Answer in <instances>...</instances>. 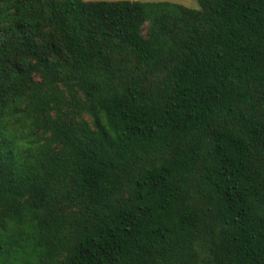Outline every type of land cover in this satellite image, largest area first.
I'll use <instances>...</instances> for the list:
<instances>
[{"label": "trees", "instance_id": "obj_1", "mask_svg": "<svg viewBox=\"0 0 264 264\" xmlns=\"http://www.w3.org/2000/svg\"><path fill=\"white\" fill-rule=\"evenodd\" d=\"M197 2L0 0V264H264V0Z\"/></svg>", "mask_w": 264, "mask_h": 264}, {"label": "rangeland", "instance_id": "obj_2", "mask_svg": "<svg viewBox=\"0 0 264 264\" xmlns=\"http://www.w3.org/2000/svg\"><path fill=\"white\" fill-rule=\"evenodd\" d=\"M141 1H158V0H141ZM167 1L180 3V4H183L185 6L193 7V8H198L199 7L197 0H167ZM146 27H147V24H144L143 25V30H145Z\"/></svg>", "mask_w": 264, "mask_h": 264}]
</instances>
